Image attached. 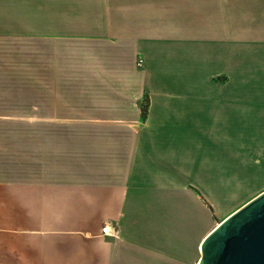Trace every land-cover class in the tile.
I'll list each match as a JSON object with an SVG mask.
<instances>
[{
    "label": "crops",
    "instance_id": "obj_1",
    "mask_svg": "<svg viewBox=\"0 0 264 264\" xmlns=\"http://www.w3.org/2000/svg\"><path fill=\"white\" fill-rule=\"evenodd\" d=\"M262 192L264 0H0V264H201Z\"/></svg>",
    "mask_w": 264,
    "mask_h": 264
},
{
    "label": "water",
    "instance_id": "obj_2",
    "mask_svg": "<svg viewBox=\"0 0 264 264\" xmlns=\"http://www.w3.org/2000/svg\"><path fill=\"white\" fill-rule=\"evenodd\" d=\"M201 264H264V192L206 239Z\"/></svg>",
    "mask_w": 264,
    "mask_h": 264
},
{
    "label": "built area",
    "instance_id": "obj_3",
    "mask_svg": "<svg viewBox=\"0 0 264 264\" xmlns=\"http://www.w3.org/2000/svg\"><path fill=\"white\" fill-rule=\"evenodd\" d=\"M144 60L143 59H139V61L137 62V66L138 67H143L144 65ZM102 235H108V236H114L116 237L118 234V231L115 229V232L112 230V225L110 223H106L104 225V227L101 230Z\"/></svg>",
    "mask_w": 264,
    "mask_h": 264
},
{
    "label": "trees",
    "instance_id": "obj_4",
    "mask_svg": "<svg viewBox=\"0 0 264 264\" xmlns=\"http://www.w3.org/2000/svg\"><path fill=\"white\" fill-rule=\"evenodd\" d=\"M143 115H145V113L148 111L147 108L144 107V110H143Z\"/></svg>",
    "mask_w": 264,
    "mask_h": 264
},
{
    "label": "rangeland",
    "instance_id": "obj_5",
    "mask_svg": "<svg viewBox=\"0 0 264 264\" xmlns=\"http://www.w3.org/2000/svg\"><path fill=\"white\" fill-rule=\"evenodd\" d=\"M247 135H251V134H247ZM251 136H256L258 138V136H260V135H251Z\"/></svg>",
    "mask_w": 264,
    "mask_h": 264
}]
</instances>
